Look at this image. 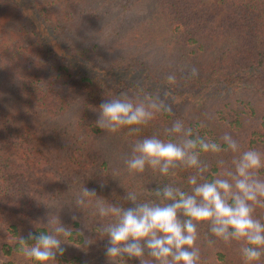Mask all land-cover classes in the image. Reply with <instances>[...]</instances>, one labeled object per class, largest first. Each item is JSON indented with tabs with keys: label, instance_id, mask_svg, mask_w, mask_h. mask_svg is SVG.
I'll return each mask as SVG.
<instances>
[{
	"label": "trees",
	"instance_id": "obj_1",
	"mask_svg": "<svg viewBox=\"0 0 264 264\" xmlns=\"http://www.w3.org/2000/svg\"><path fill=\"white\" fill-rule=\"evenodd\" d=\"M157 31L168 39H153ZM165 91L172 112L139 134L95 126L110 96ZM176 119L196 135L230 132L264 151V0H0V264H31L19 241L31 242L51 214L72 230L55 264H115L98 233L106 221L72 194L84 185L126 205L127 190L144 197L157 182L184 183L191 170L163 177L123 167L134 139L166 138ZM231 157L202 159L214 172ZM238 247L217 241L202 264H242Z\"/></svg>",
	"mask_w": 264,
	"mask_h": 264
},
{
	"label": "clouds",
	"instance_id": "obj_2",
	"mask_svg": "<svg viewBox=\"0 0 264 264\" xmlns=\"http://www.w3.org/2000/svg\"><path fill=\"white\" fill-rule=\"evenodd\" d=\"M168 98L167 91L162 96H110L99 105L95 126L139 134L157 114L172 112ZM164 134L163 139L157 133L134 139L123 159L124 170L135 175L150 169L163 177L175 175L177 169L191 170L184 183L157 182L144 197L136 189L127 190L126 205L110 202L84 185L72 194L78 209L91 207L106 221L98 228L107 238L106 257L115 264L126 258L139 264H202L204 248L221 241L239 246L242 264H264V214L257 211L264 209V151L243 148L230 132L218 139L196 135L181 119ZM222 152L231 153V159H218L211 172L202 156ZM71 235L59 216L51 214L38 235L30 234L31 242L20 239V251L31 264H55L57 255L64 253L61 243Z\"/></svg>",
	"mask_w": 264,
	"mask_h": 264
},
{
	"label": "rangeland",
	"instance_id": "obj_3",
	"mask_svg": "<svg viewBox=\"0 0 264 264\" xmlns=\"http://www.w3.org/2000/svg\"><path fill=\"white\" fill-rule=\"evenodd\" d=\"M30 12V11H29ZM155 38H161L162 40L163 39H168V37H166V34L163 36L162 33L159 31L155 32L154 36H153V39ZM53 181V180H52ZM54 182V181H53ZM52 183V182H51Z\"/></svg>",
	"mask_w": 264,
	"mask_h": 264
}]
</instances>
